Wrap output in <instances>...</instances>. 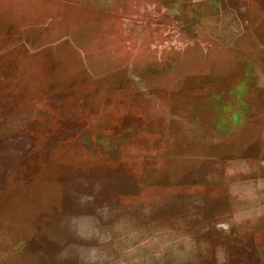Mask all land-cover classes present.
I'll return each mask as SVG.
<instances>
[{
  "label": "rangeland",
  "instance_id": "rangeland-1",
  "mask_svg": "<svg viewBox=\"0 0 264 264\" xmlns=\"http://www.w3.org/2000/svg\"><path fill=\"white\" fill-rule=\"evenodd\" d=\"M0 264H264V0H0Z\"/></svg>",
  "mask_w": 264,
  "mask_h": 264
}]
</instances>
